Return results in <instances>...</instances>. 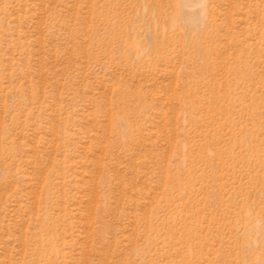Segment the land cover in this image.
<instances>
[{
  "label": "rangeland",
  "instance_id": "obj_1",
  "mask_svg": "<svg viewBox=\"0 0 264 264\" xmlns=\"http://www.w3.org/2000/svg\"><path fill=\"white\" fill-rule=\"evenodd\" d=\"M0 264H264V0H0Z\"/></svg>",
  "mask_w": 264,
  "mask_h": 264
}]
</instances>
